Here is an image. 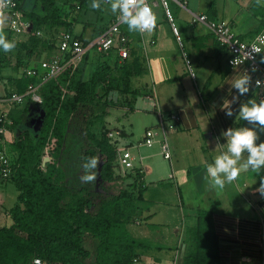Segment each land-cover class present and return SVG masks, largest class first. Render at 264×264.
I'll use <instances>...</instances> for the list:
<instances>
[{
	"label": "trees",
	"instance_id": "trees-1",
	"mask_svg": "<svg viewBox=\"0 0 264 264\" xmlns=\"http://www.w3.org/2000/svg\"><path fill=\"white\" fill-rule=\"evenodd\" d=\"M16 1L21 10L20 0ZM88 1L37 0L40 12H22L33 25L27 41H13L16 47L7 53L0 48V71L7 66L5 62H10L8 55L14 57L12 52L16 57L13 69L18 73L20 67L28 68L31 59L32 66H37V59L46 50L65 61L67 55H62L57 45L63 32L72 34L83 45L104 32L111 18L108 24L101 23L106 19H99L88 38L74 33ZM97 1L102 8L104 1ZM211 11L213 8L205 15L215 21ZM7 31L9 41L14 35H22L14 34L9 27ZM38 31L44 37H38ZM214 40L222 49L215 36ZM141 60L136 54L121 62L111 54L90 50L74 70L66 67L40 88L41 104L27 99L18 113L0 111V116L7 113L11 122H6L0 133V152L8 158L7 166L0 162V183H13L17 192L14 205L6 212L11 224L0 226V264H33L35 259L43 264H137L135 260L148 243L133 238L126 227L143 216L144 171L134 166L133 158L131 168H121L117 141L108 137L107 128L99 134L95 129L105 126L110 109L133 108L131 103L113 100V92L145 94L142 89H130L131 79L145 74ZM29 82L22 70L17 77L4 78L0 74V99L7 101L13 93L23 94ZM31 109L36 114L30 129L26 126ZM20 125L25 126L19 137L7 144L5 132ZM45 149L50 160L43 170L40 163ZM93 156L100 161L97 180L83 183L82 165L86 157ZM118 168L125 174L119 175ZM3 170H7L6 176ZM202 216V225L191 231L196 246L188 252L184 264H209L211 251L201 247L202 241L209 240L208 231L201 229L203 220L209 217Z\"/></svg>",
	"mask_w": 264,
	"mask_h": 264
},
{
	"label": "crops",
	"instance_id": "crops-1",
	"mask_svg": "<svg viewBox=\"0 0 264 264\" xmlns=\"http://www.w3.org/2000/svg\"><path fill=\"white\" fill-rule=\"evenodd\" d=\"M170 5L194 78L187 72L166 21L164 29H159L157 21L151 32L142 35L138 31L130 32L125 24L122 27L130 39L127 60L136 54L143 57L151 79V86L144 83L142 87L132 82L136 79L132 78L130 83L134 88L130 86V89H142L145 94L125 95L126 102L133 106L131 110L127 106L116 108L136 117V122L130 124V136L140 125L144 127L143 146L137 160L144 171L143 216L126 228L133 238L146 240L148 247L135 261L184 264L188 252L196 246L191 231L202 225L204 214L209 218L203 220L201 229L208 231L209 240L202 241L201 247L211 251L209 264H264V197L257 191L264 182V166L258 172L250 167L242 170L236 180L226 181L223 188L213 186L207 174V166L227 150L224 136L227 129L251 128L258 136L255 143H264V129L249 124L239 115L242 104L260 101L251 91L241 96L233 88L235 79L244 74L243 68L229 67L227 54L216 45L212 32L206 25L193 22L194 15L207 14L213 8L215 21L227 22L239 39L250 42L264 20V0H171ZM86 30L89 29H81L84 38L89 37ZM27 35H14L10 40L26 39ZM262 58L264 52L260 62ZM7 68L12 71L8 77L21 74L14 71L13 65ZM2 91L1 86L0 98ZM8 99H0V111L10 112L20 106L11 105ZM229 110L233 112L231 117L225 114ZM156 115L160 128L154 121ZM115 130L118 147V139L129 135L125 130ZM22 131L15 128L5 132V142L14 141ZM147 131L152 132L151 147L144 144ZM164 140L171 155L168 160L160 155ZM247 158L248 153H242L237 167L242 168ZM212 256L215 259L211 260Z\"/></svg>",
	"mask_w": 264,
	"mask_h": 264
},
{
	"label": "built area",
	"instance_id": "built-area-1",
	"mask_svg": "<svg viewBox=\"0 0 264 264\" xmlns=\"http://www.w3.org/2000/svg\"><path fill=\"white\" fill-rule=\"evenodd\" d=\"M170 1L171 0H146L147 4L151 6L154 14L156 8H162V14L167 20L171 33L180 49L187 72L194 78V72L187 57L182 36L175 24L174 16L170 9ZM17 6L16 0H11L10 4L8 0H3V6L0 7V11H3L8 18V27L11 32L14 34H30L33 30L32 22L24 16ZM193 22L207 26L215 36L219 46L226 52L228 66L231 68H243L244 74H248L252 77L249 91L253 92L255 99L260 102L264 101V65L259 60L264 52V41L257 40L258 36H264V23L258 34L250 42H245L238 38L230 25L225 21H210L205 14H202L194 15ZM123 25L124 24L120 20V11L117 9L108 28L84 45L79 40H76L72 34L63 32L58 38L57 45L60 53L62 55H67V59L64 61L61 57H52L40 61L37 66L25 69L23 71V76L29 79L30 82L27 84L23 94H12L8 99L9 102L14 105H22L27 99H30L35 104H41L42 98L40 96V88L49 80L59 75L66 67H70L74 70L81 63L85 54L90 50L104 55L111 54L112 56H116L121 62L127 60L130 54V39L122 29ZM139 33L142 35L145 32ZM41 34L42 33L39 31L36 32L38 37H40ZM253 43H256L257 46L262 49L261 53H254L252 50ZM249 54H251L254 59L249 58ZM253 69H255V71H253ZM258 80L260 81L259 85L256 84ZM173 118L175 121H179L178 117ZM7 119V113L1 114L0 133L4 132L5 124L9 122ZM8 124L10 125L11 122ZM144 144L148 147H151L153 144L152 133L150 131L145 133ZM160 149L161 156L164 159H170L171 155L165 140L161 143ZM119 152L120 156L118 163L120 167L123 169L131 168L132 156L128 150L119 149ZM49 160L50 157L45 149L41 157L40 168L45 170L49 164ZM0 162L5 166L8 165V158L2 152H0ZM6 171L7 170H3L4 176L7 175ZM33 264L43 263L39 259H35Z\"/></svg>",
	"mask_w": 264,
	"mask_h": 264
},
{
	"label": "clouds",
	"instance_id": "clouds-1",
	"mask_svg": "<svg viewBox=\"0 0 264 264\" xmlns=\"http://www.w3.org/2000/svg\"><path fill=\"white\" fill-rule=\"evenodd\" d=\"M259 2V0H257ZM11 3V0H8ZM3 6V0H0V7ZM100 5L93 0L91 8L99 9ZM117 9L120 11V20L123 24L127 25L129 31L151 32L157 23V17L153 13L152 8L147 4L146 0H114L111 3V10L116 13ZM5 14L0 11V48L5 53L12 51L16 44L13 41L6 39L2 34L5 27ZM257 40L264 41V36H258ZM252 50L254 53H261L262 49L253 43ZM249 58L254 57L249 54ZM264 63V58L261 59ZM255 71V69H253ZM252 77L248 74L239 76L233 82V88L238 90V93L243 96L250 90ZM260 81H256L259 85ZM231 117L233 112L231 110L225 113ZM239 115L242 120L247 121L249 124H258L264 129V101L259 104L255 100H249L239 108ZM227 138V150L215 158L213 164L207 166V174L212 178L213 186L223 188L225 182H232L240 175L241 171L249 170L258 172L264 166V143L257 145L255 142L258 139L256 132L251 128H229L224 132ZM247 152V163L242 168L237 167L238 161L241 159L242 153ZM82 165L85 174L80 177L83 183H93L97 180L96 169L100 164L97 157H86ZM221 174H224L221 177ZM257 191L264 197V182Z\"/></svg>",
	"mask_w": 264,
	"mask_h": 264
},
{
	"label": "rangeland",
	"instance_id": "rangeland-1",
	"mask_svg": "<svg viewBox=\"0 0 264 264\" xmlns=\"http://www.w3.org/2000/svg\"><path fill=\"white\" fill-rule=\"evenodd\" d=\"M20 1H21V9L27 15L32 13V12H40L41 11L39 3L37 2V0H20ZM92 2H93V0L88 1L87 6L84 8L83 11H81V13L79 15L78 22L75 25V29H74V33L77 34V35H79L81 33V29H89V30H86V34H88V31H89V36H90L91 35L90 33H93V31H94V29H92V28L93 27L96 28V25H97V22H98L99 19H101V18L106 19L105 22H101V23L102 24L103 23L104 24H108L109 18L114 14L112 12V10H111V3L114 2V0H106V1H104V6H102V8L99 7V9L91 8ZM96 2L100 5V3L97 0H96ZM155 14H156V17H157V21L159 23L158 24L159 29L160 28L164 29L166 22L164 20L163 15H162V8H160V7L156 8L155 9ZM5 21H6L5 27H4L3 32H2L3 35H7V32H8V31H6V29L8 27L6 16H5ZM61 31L62 30H60V32ZM84 36H86V35H84ZM40 37H44V34L42 33ZM16 40H18L19 42H23V43H25L27 41V39H22V38H18ZM175 49H176L175 45H172V50H175ZM12 53H14V57L12 55V56H10L11 58L7 54L8 55V59H9L8 61H10L8 63L5 62L7 64V66H10V65H13V64H14V66L16 65L15 52H12ZM54 56L55 55H53L52 51L50 52L49 50H46V51H43L41 53V56H40V58L37 59V61H39V60H47V59H50V58H52ZM141 61H142V64H143V66L145 68V74H144L143 77L136 78L132 82H135V84H140L142 87H143L144 83H148L149 86H151V79H150V76H148V70H147V67H146L147 61L144 62L143 61V57H142ZM32 62H34V61H32V59H31V61H29L28 64L32 66ZM29 65H28V67H29ZM7 66L4 67L0 71L1 76H3L4 78H5V76L8 77L9 73L10 74L12 73V71L9 70L7 68ZM19 70L20 71L21 70L24 71L25 68L23 69V67H20ZM130 86H132L134 88V85L132 83H130ZM10 91H11V89H10ZM111 96H112L113 100H118L121 104L125 103L127 101V100H125V95H123V94H121L119 92H113L111 94ZM22 108H23V105H20V106H17L16 108L14 107L13 109H14L15 112L18 113V112H20L22 110ZM35 114H36V112L35 111L32 112V109H31V115L27 119L28 122H27V126L26 127L31 129V126L33 125V123L35 121ZM105 121H106L105 126L104 127L103 126H97L96 129H95V133L99 134V133H101V131L104 128H105V130L107 128L108 129V131H107L108 137H110L111 139L115 140L117 138V136L115 135L116 134L115 133L116 132L115 129H117V130H125L127 132V134L129 135V137L121 139V140L119 138L118 139V147H119V149L128 150L130 155L133 156V159L134 160L136 159L135 161L133 160V164L135 166L139 167L140 165H139L137 160L139 158L138 157L139 156L138 152L141 149V146H143L142 145L143 144L142 135H144V130H143L144 127H141V125H140L139 130L135 134L130 136V133H131L130 124H131V122L132 123L136 122V117L133 116L131 113L126 112L123 109H116V108L115 109H110L109 110V114L106 117ZM154 121H155V124L158 126V128H160V123H159V119L157 118V115L155 116ZM146 124L147 123H145L143 125L145 126ZM24 126L20 125L17 128V130L21 131V128L23 129ZM149 126L150 125L145 126V127L149 128ZM38 127H39V124L36 125L35 130H38ZM152 130H154V129L152 128ZM124 145H126V146L128 145V147L125 148ZM125 172L126 171L121 169V168L117 169V173L119 175H124ZM16 196H17V192L15 190V187H14L13 183H9V182L0 183V197H2V200H0V215H1L0 216V226H8V225L11 224L10 218L7 215H5V213L14 205L15 200H16Z\"/></svg>",
	"mask_w": 264,
	"mask_h": 264
}]
</instances>
